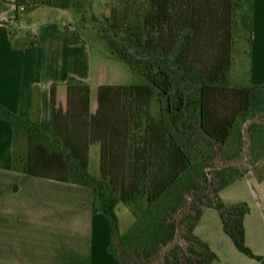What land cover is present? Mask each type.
<instances>
[{
  "label": "trees",
  "instance_id": "trees-1",
  "mask_svg": "<svg viewBox=\"0 0 264 264\" xmlns=\"http://www.w3.org/2000/svg\"><path fill=\"white\" fill-rule=\"evenodd\" d=\"M251 2L116 0L110 18L100 21L88 19L87 0L14 2L24 9L72 10L82 26L98 23L109 53L145 80L99 86L91 113L88 85L70 78L64 121L52 112L48 134L30 117L0 106L13 133V170L89 188L92 211L105 215L110 252L121 264H213L215 253L194 235L205 208L217 210L224 234L240 253L264 264L245 244L248 206L225 205L218 196L244 174L235 168L243 159L241 145L231 144L225 168L211 171L212 178L206 172L208 153L230 147L245 123L255 140L248 157L256 162L264 154V120L256 119L264 118V86L228 81L237 25L250 36ZM19 136L24 151L16 147ZM93 144L99 145V178L87 172ZM119 203L134 216L124 235Z\"/></svg>",
  "mask_w": 264,
  "mask_h": 264
},
{
  "label": "crops",
  "instance_id": "crops-1",
  "mask_svg": "<svg viewBox=\"0 0 264 264\" xmlns=\"http://www.w3.org/2000/svg\"><path fill=\"white\" fill-rule=\"evenodd\" d=\"M14 2L3 0L0 10V106L30 117L48 134L52 112L64 121L68 80L88 84L83 29L72 10L36 6L14 13ZM42 7L49 8L42 11L50 17L46 21L29 24L23 33L11 28L22 14ZM69 38L73 45L63 43ZM248 58L247 85L264 86V0L251 2ZM96 107L90 100L91 113ZM12 158L13 133L0 117V264H121L110 252L105 215L92 211L89 188L19 173ZM232 185L238 196L231 205L249 208L243 220L245 244L264 257V154L226 188ZM201 218L194 235L215 253L213 264H259L240 253L223 230L202 226Z\"/></svg>",
  "mask_w": 264,
  "mask_h": 264
},
{
  "label": "rangeland",
  "instance_id": "rangeland-1",
  "mask_svg": "<svg viewBox=\"0 0 264 264\" xmlns=\"http://www.w3.org/2000/svg\"><path fill=\"white\" fill-rule=\"evenodd\" d=\"M89 13L87 15L88 19L91 15H94L99 19L105 17L110 18L113 9L116 4V0H87ZM3 0H0V10L2 9ZM20 7V6H19ZM18 6L14 7L15 12L19 10ZM49 8H39L37 10H31L26 14H22L19 19H15L14 26H11L12 29H17L22 33L25 32V27L29 24H37L39 22H44L50 17H44L42 11H47ZM34 11V12H33ZM22 25L21 28L18 26ZM98 23H94L89 20L87 23L82 26L77 22V26L80 29H83L82 38V57L83 60L89 65V74H88V87H89V99L97 102V89L101 85H120L128 86L132 84H143L145 80L133 72L126 64H124L119 59L113 57L108 50V47L105 41L100 37L97 32ZM24 26V27H23ZM16 43L17 40H12ZM27 42V39L22 40ZM18 42V41H17ZM63 43L67 45H73V41L69 38L68 40L64 39ZM249 32L246 30H241L240 25H237L234 31V44L231 52V68L228 75V81L231 86H246V79L248 77L249 70ZM151 109L154 115H156L157 105L156 100L153 98L151 100ZM257 120H264L261 115H258ZM249 124L245 123L241 126L239 132L230 142V147L222 148L224 150L215 149L210 151L207 155V164L206 172L208 176L212 178L211 171L215 169H223L227 165L225 159L232 155L231 144L237 142L242 147V158L245 156L248 157L250 149L254 147L255 140L251 141L249 137L248 128ZM264 142V141H263ZM16 147L24 151L25 149V140L23 137H18L16 142ZM233 145V144H232ZM236 147V146H234ZM91 150V156L88 159L87 172L95 177H100V156H99V145L93 144ZM255 148V147H254ZM217 150V151H216ZM234 150V149H233ZM227 154V155H226ZM251 155V154H250ZM257 156V155H256ZM255 158V157H254ZM253 157L249 158L250 161H244L243 159H238L235 168L241 173H245L250 167L255 163ZM241 163L239 164V162ZM237 190L236 185H232L222 191L219 196L221 201L225 205H231L232 202L237 200ZM212 200H215V197L211 196ZM116 215L118 220V229L121 235L127 233L129 228L134 222V216L130 209L122 203H119L116 210ZM201 225L208 227L209 231L222 230V225L217 210L214 208H205L203 209V214L201 218Z\"/></svg>",
  "mask_w": 264,
  "mask_h": 264
},
{
  "label": "built area",
  "instance_id": "built-area-1",
  "mask_svg": "<svg viewBox=\"0 0 264 264\" xmlns=\"http://www.w3.org/2000/svg\"><path fill=\"white\" fill-rule=\"evenodd\" d=\"M19 10H20V11H23V10H24V7H23V6H20V7H19ZM18 27L21 28L22 25H19Z\"/></svg>",
  "mask_w": 264,
  "mask_h": 264
}]
</instances>
